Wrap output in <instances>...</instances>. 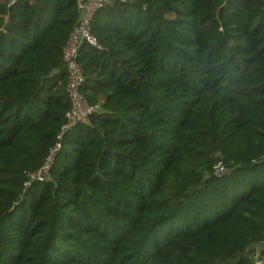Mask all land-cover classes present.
Returning <instances> with one entry per match:
<instances>
[{"label":"trees","instance_id":"trees-1","mask_svg":"<svg viewBox=\"0 0 264 264\" xmlns=\"http://www.w3.org/2000/svg\"><path fill=\"white\" fill-rule=\"evenodd\" d=\"M11 2L0 0V264H252L264 171L233 198L205 189L264 169V0L98 11L102 50L83 46L77 64L99 112L62 140L76 0ZM58 143L47 179L31 182ZM180 211L190 223L161 243L154 229Z\"/></svg>","mask_w":264,"mask_h":264},{"label":"built area","instance_id":"built-area-1","mask_svg":"<svg viewBox=\"0 0 264 264\" xmlns=\"http://www.w3.org/2000/svg\"><path fill=\"white\" fill-rule=\"evenodd\" d=\"M15 0H12L13 3ZM114 0H76L78 18L77 23L70 33L69 38L62 49V62L67 74L66 93L69 100L70 109L65 115V123L62 127L59 139L62 140L65 133L71 129L89 124V118L99 112V107L90 105L82 96L81 89L84 84V77L80 67L77 64V57L81 48L85 45L101 51L102 47L92 35L91 25L96 13L112 4ZM124 2V1H122ZM61 144L58 143L51 150L45 164L42 168L28 175L29 180L45 181L55 153L59 151ZM223 167L218 164L217 173H222ZM29 186V184H26ZM264 245H256L252 252V264H264Z\"/></svg>","mask_w":264,"mask_h":264},{"label":"rangeland","instance_id":"rangeland-1","mask_svg":"<svg viewBox=\"0 0 264 264\" xmlns=\"http://www.w3.org/2000/svg\"><path fill=\"white\" fill-rule=\"evenodd\" d=\"M263 171L264 169L261 167L240 169L221 179H212L208 182L205 193L212 196V198L215 197L212 202H216L222 198L225 200L226 198L229 199L234 196H239L240 194L245 193L251 185L260 180ZM209 212L210 213H207L203 217L207 219L212 218L219 214V209L218 207L217 210L213 208ZM192 215L186 217L182 211L178 212L175 218L156 227L153 231V235H158L161 243L165 242L173 233L185 228V226L190 223Z\"/></svg>","mask_w":264,"mask_h":264}]
</instances>
